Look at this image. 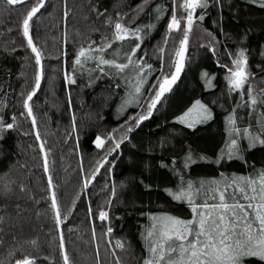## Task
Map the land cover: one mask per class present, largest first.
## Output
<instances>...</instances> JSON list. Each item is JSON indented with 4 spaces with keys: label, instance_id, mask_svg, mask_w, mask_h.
<instances>
[{
    "label": "trees",
    "instance_id": "trees-1",
    "mask_svg": "<svg viewBox=\"0 0 264 264\" xmlns=\"http://www.w3.org/2000/svg\"><path fill=\"white\" fill-rule=\"evenodd\" d=\"M262 2L208 0L206 9H198L195 15L204 19L193 24L179 80L151 118L136 127L133 117L146 112V101L154 94L151 86L174 71V51L183 33L167 32L172 0H148L147 4L144 0H47L31 22V35L42 52L43 64V79L31 101L41 137L37 141L23 108V100L35 84L37 66L20 27L35 0L16 6L0 0V118L12 123L16 117L13 129L0 131V264H15L24 256L34 258L35 264H64L60 234L70 264H115L116 258L121 264H139L146 247L141 234L151 215L190 218L187 205L172 200L167 192L178 189L181 177L197 182L219 179L221 173L249 175L264 169V146L250 148L243 137L238 138L241 158L225 156L215 163L221 150L226 151V118L233 110L238 127L259 134L264 107L250 114L249 108L242 106L240 94L229 92V73L224 66L231 67L232 59L243 50L249 85L254 94L264 89ZM157 6L165 9L160 19L156 18ZM176 11L178 17L184 15L182 9ZM118 15L130 28L144 27L137 58L142 57L152 69L139 97L129 95L131 84L121 76L108 69L105 75L91 61L82 68L76 66L75 71L73 68L81 46L90 41L100 44L103 37H111L112 29L105 21L109 17L115 21ZM149 24L155 27L147 28ZM134 43H114L105 56L111 59L114 49L122 52ZM65 72L72 73L74 84L66 82ZM196 100L211 110L213 118L189 128L177 118ZM129 126L133 131L127 132ZM125 135L128 139L111 155L112 141L104 149L95 146L97 136L119 140ZM41 142L48 152L47 173ZM189 154L194 162L185 167ZM105 156L108 163L85 189L82 177L90 176ZM53 190L62 218L66 217L60 233L51 208ZM100 211L108 212V221L98 219ZM109 226L113 232L105 236ZM116 240L124 243L123 250L109 246V241L114 245ZM245 264L264 262L251 258Z\"/></svg>",
    "mask_w": 264,
    "mask_h": 264
},
{
    "label": "snow or ice",
    "instance_id": "snow-or-ice-1",
    "mask_svg": "<svg viewBox=\"0 0 264 264\" xmlns=\"http://www.w3.org/2000/svg\"><path fill=\"white\" fill-rule=\"evenodd\" d=\"M145 4L148 0H144ZM173 9L170 20L167 24V32L183 33V38L179 41V48L175 49L172 61V71L170 74H164L160 77L156 84L152 85L154 94L148 97L146 101V112L133 117L136 127L151 118L157 105L161 103L166 93L171 92L173 85L180 77V73L184 69L185 54L189 35L192 32L193 24L198 19L202 21L203 15L196 16L198 9H206L208 0H172ZM10 6L27 4L28 0H5ZM47 0H35L28 11L25 13L21 21L22 35L27 41V47L34 54L37 73L35 76V84L27 96L23 100V108L29 118L34 130L37 128L36 117L33 113L31 101L40 88L43 79L42 52L34 43L31 35V22L34 17L45 7ZM264 7V2L261 3ZM182 9L183 16L178 17L176 9ZM157 19H160L165 12L163 6H157ZM103 15V13H100ZM112 29L111 37H103L100 44L96 41H90L88 45L81 46L78 50L73 68L76 66L84 67L88 62L95 64V69L105 75L112 72L115 76H121L126 83L131 84L133 89L129 93L130 96L139 97L141 90L147 82V75L152 69L151 64L144 62L143 58H137V52L141 48L142 35L144 27L137 26L130 28L123 22V18L119 17L113 21L108 18L105 21ZM183 24V27H182ZM155 25L149 24L147 28H153ZM129 40H135L129 48L121 52L119 49L113 50V58H106L105 54L109 49H113V44L119 42L121 45ZM166 43V41H165ZM161 53L164 48H160ZM214 51V50H213ZM232 66L227 67L229 92H238L244 101L242 106L248 107L250 114L256 113L258 108L264 107V89L259 94H254V89L249 85V72L247 70V57L243 50L239 51L231 61ZM106 69L109 72H106ZM94 70V69H93ZM114 70V71H112ZM92 71V70H89ZM205 78L208 73H203ZM65 80L69 84H74L75 79L72 73L65 72ZM134 81V83H133ZM209 87L212 86V80L207 79ZM245 85H248L245 91ZM247 96V100L244 97ZM138 102V101H137ZM127 103V102H126ZM23 114V113H22ZM211 110L200 100H196L190 108L177 118L178 122L189 128L195 127L197 124L205 123L211 120ZM16 117H12V123H5L0 118V131L11 130L15 125ZM228 142L226 151L221 150V155L215 163L227 156V159L241 158L238 156L240 151L238 138L243 137L249 140V147H255L257 144L264 146V112L259 117V134H253L249 127L241 129L237 126V118L235 110L227 118ZM73 130L75 131V117L73 116ZM133 131L131 126L127 127V132ZM37 141H40V133L35 131ZM128 139L127 135L117 140L113 136L102 138L97 136L95 146L98 149H104L108 141L113 142V146L108 150V155L116 152L124 140ZM44 159V171L49 170L48 152L45 150V144H39ZM201 159H204L201 157ZM189 162H194L189 154L185 161V167L189 166ZM108 163L107 156L97 162L96 170L90 175L82 177V184L85 189L88 188L95 175ZM175 163V161H173ZM48 187L53 189L52 177H48ZM23 190V189H21ZM172 200L187 205L190 210V218H180L170 214L151 215L149 217L150 224L141 234L145 242V255L140 258L139 264H245L246 260L255 258L264 262V169L255 171L249 175H232L226 176L220 174L219 179L199 180H183L176 191L167 190ZM51 208L54 211V219L57 228L60 227L62 214L57 200L56 192L51 191ZM98 219L106 222L109 219L107 211H100ZM2 222V218H0ZM113 232L112 227H107L105 236H109ZM95 236V232H93ZM60 248L62 250V258L64 264H70V258L64 251L63 235L60 237ZM35 245L36 241L31 242ZM109 246L114 249H124V243L121 240L114 242L109 241ZM99 255V254H97ZM116 255L115 251L112 253ZM15 264H35L34 258L24 256L16 259ZM115 264H121L119 258H116Z\"/></svg>",
    "mask_w": 264,
    "mask_h": 264
},
{
    "label": "water",
    "instance_id": "water-1",
    "mask_svg": "<svg viewBox=\"0 0 264 264\" xmlns=\"http://www.w3.org/2000/svg\"><path fill=\"white\" fill-rule=\"evenodd\" d=\"M180 74H181V73H180ZM178 80H179V79H178ZM178 80H177V81H178ZM176 83H177V82H176ZM176 83H175V84H176ZM175 84H174V85H175ZM174 85H173V86H174ZM37 91H38V90H37ZM36 93H37V92H36ZM59 233H60V228H59ZM60 237H61V234H60ZM60 241H61V240H60Z\"/></svg>",
    "mask_w": 264,
    "mask_h": 264
},
{
    "label": "rangeland",
    "instance_id": "rangeland-1",
    "mask_svg": "<svg viewBox=\"0 0 264 264\" xmlns=\"http://www.w3.org/2000/svg\"><path fill=\"white\" fill-rule=\"evenodd\" d=\"M123 52V51H122ZM88 63H90V62H88ZM85 66H87V64H85Z\"/></svg>",
    "mask_w": 264,
    "mask_h": 264
}]
</instances>
